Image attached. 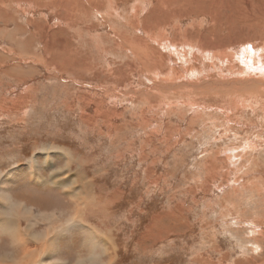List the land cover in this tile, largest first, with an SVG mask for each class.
<instances>
[{"label":"rangeland","instance_id":"obj_1","mask_svg":"<svg viewBox=\"0 0 264 264\" xmlns=\"http://www.w3.org/2000/svg\"><path fill=\"white\" fill-rule=\"evenodd\" d=\"M142 1L99 0L91 7L81 0L78 5L76 0H0V194L4 190L35 211V225L26 226L27 220H22L17 227L12 222L16 217L0 201V226L12 229L7 234L0 230V256L13 252L9 247L16 239L23 247L0 264H30L18 254L22 256L24 248L32 253L44 233L48 240L55 238V251L37 255L33 264H76L79 258L87 262L90 253L93 264H202L206 259L208 264H264V222L254 220L264 214V200L256 194L264 195V174L257 171H264V89L255 88L264 73L254 74L244 85L255 88L256 96L241 101L242 115L226 103L232 101L229 93L216 91L207 93L214 100L208 112L192 110L196 92L172 83L186 78L183 70L192 63L201 62V54L196 61L191 48H202L207 39L221 42L224 39L217 36L224 31L208 30L214 19L201 12L158 18L154 8L159 0ZM145 3L136 32L125 24L133 7L138 4L142 10ZM173 3L186 6L184 0ZM145 17L152 27L148 33ZM231 31L240 35L225 44L234 65L241 64L235 57L238 45L248 44L264 56V30L262 35L259 30ZM119 32L144 40L153 34L157 43L147 40L153 47L160 46V40L186 43L191 63L180 61L171 50L156 48L160 58L142 56L143 67ZM161 33L168 36L163 39ZM167 51L172 58L178 56L171 65L161 59ZM219 101L221 111L216 108ZM225 116L244 125H228ZM241 130L251 140L245 155L234 166H217L233 170L231 182L225 176L206 179L203 165L209 161L216 170L225 158L218 149L240 148L246 140ZM45 146L57 151L46 152ZM59 149L70 152L68 173L87 183L82 187L94 198L91 204L73 203L68 189L52 181L44 186L34 183L33 174L49 178L53 168L68 165L69 158ZM240 178V184L232 183ZM233 202L240 204V216H231ZM223 210L230 215L223 217ZM242 210L248 213L242 215ZM79 217L96 235L72 223ZM24 228L32 230V240L27 237L26 243L18 240H25ZM105 239L106 253L101 248ZM90 243L96 244L94 252ZM226 253L230 257L222 256Z\"/></svg>","mask_w":264,"mask_h":264},{"label":"bare ground","instance_id":"obj_2","mask_svg":"<svg viewBox=\"0 0 264 264\" xmlns=\"http://www.w3.org/2000/svg\"><path fill=\"white\" fill-rule=\"evenodd\" d=\"M3 1H5V0H3ZM79 1L80 0H76L75 5H78V3H80ZM81 1H87L86 4H89L91 7L95 6V4H97L96 1L99 2V0H81ZM100 1H104V0H100ZM109 1H113V0H109ZM136 1H138V0H136ZM173 1L174 0H159L158 6H156L154 8L155 10L158 11V18L160 16H162V15H166L168 18H170L172 16H176L178 14V12L179 13H185L187 15L192 14L193 12H201L202 14H206V15L212 16L213 19H214L213 22H212V24L208 28V30L215 31L214 29H219V30L224 31V32H222V34L220 36H217V37H220L221 39H224V40H221V42H217V41H214V40H208L207 39L206 45H202V48L200 46L199 47L198 46H195L196 49H194V47L191 48V51L194 53V58H195L196 61H199L198 56H199V53L201 54V57H202L201 62L192 63V66L190 68H186L185 70H183L185 72V74H186V78L184 77V78H182V80L175 82L176 85L179 86L181 84H184L185 87H186L184 89H192L193 91L196 92V94L193 96V100L191 101L192 103L190 105V107H191L192 110L198 108V112H202V113L205 112V111H207V110H210V108H211L210 105L212 103H214V100H211V95H207V93L210 94L211 91L212 92L213 91H216L217 94H220V93H229V95L232 97L231 98L232 101H229L228 100L229 102H226V103H228V106H231L233 109H237L238 112H239V114L242 113V107H244V104H242L241 101L243 99L244 100H247V99L249 100L250 98H252V96L255 97L256 96V94H255V90L256 89L255 88H258L260 90H263L264 89V80H261L260 81V85L258 87H255L254 89H252L250 87H244V85L246 83H248L249 81L254 80V76H256L258 74H263L264 73V60H263L264 59V56L261 55V54H259L258 51H257V49H254V48L252 49L251 47H249L248 44L243 45V46L238 45L237 46V50L235 51V57L241 62V64L234 65L233 64V61L229 59L228 51L225 48V44L227 45L230 40L240 37L239 33L238 34L233 33L231 31L232 29H236L237 30V28H241L242 30H249L250 32H253V33H256V34H258L259 32H260V35L263 34V30H264V11H263L264 10V0H241V3H242L241 6H239V2L237 0H233V2H232V0H184L185 1V4H186L185 8H183V6H181V5H178V4H180L179 1H177L178 4H174ZM113 3H115V0H114ZM138 6L139 5L137 4V5H135L133 7V15H132V17H130L128 19V21L125 24V25H128V27L130 26L131 28H133L136 32H138L140 30L139 28L141 26L140 21H139L141 18L139 17V14H140L141 11H143L146 8L147 3H145V5L142 8V10H139ZM79 9H80V7H78L77 10H79ZM114 9L115 8L112 7L111 10H114ZM225 9H227V10H225ZM121 17H123V16H121ZM225 19H227V20H225ZM144 21H145L144 28L147 30V33H148V31L151 30V28H152L149 25V21L150 20L148 19V17H145L144 18ZM226 21H227L226 24H222V22L225 23ZM152 25H154V23ZM156 25H157V23H156ZM258 30H259V32H258ZM132 33H133V31H132ZM207 33H208V31H207ZM124 34H121L120 33L119 36L127 44L130 43L131 46H129V47L127 46V47L131 50V53L135 57H137L136 55L139 54V59L137 60V62H139V64L142 65L143 67L145 65L144 64L145 63L144 58L145 59L146 58H154L156 60V57L157 58L159 57V53H157V51H154L156 48H157L156 50H159V49H163L164 51L171 50L173 52V54H176V55L179 56V60L180 61L184 62L185 61V58H186L187 61L190 62V60H189V54H191V53L188 52V51H186V48H184V45L186 43L185 44H181V45H177L176 43H178V42L172 43L170 40H160V41H158V43H160V46L153 47L147 41V40H149V41H152V42L154 41V43H157L156 37L152 36L153 34L152 35L149 34V37H147L148 36L147 35L146 36L147 37V40H144V39H142L141 37H138V36H134L133 38H129V37L125 36ZM161 34H163V33H161ZM161 34H160V37H162L163 39H164V37L166 38L168 36L167 34H163L161 36ZM253 35H255V34H253ZM206 36L207 35H204L202 37L206 38ZM120 37H118V38H120ZM181 39H179V40H181ZM154 43H153V45H154ZM128 48H125V49H128ZM180 48H182V50H179ZM132 49H134L135 51L132 50ZM140 50H143V52H145V55ZM245 50H246V52H245ZM150 51H152L151 54L149 53ZM134 52H136L137 54L134 53ZM244 52L246 53V56L245 57H242V54ZM183 53H185V54H183ZM140 56L141 57L144 56V58L142 57L143 58L142 59V58H140ZM178 56H176V57L173 56V58H172L171 52L170 51H167V53L163 57H161V59L168 60L167 63H169L171 65V62L175 58H178ZM183 56H184V60L182 58ZM214 59L217 60V61H214ZM163 62H166V61H163ZM155 63H157V62L154 61L153 64H155ZM159 65H161V64H159ZM201 73L203 75H201V77L199 78L198 75L201 74ZM254 74H256V75H254ZM181 77H183V76H181ZM154 78H155V76H154ZM157 78L159 79L158 76H157ZM192 78H195V80L194 81H190ZM260 93H263V92L261 91ZM214 99H216V98H214ZM221 101H219V102H221ZM221 105H222V102L220 103L219 106H217V107L215 106V107L216 108H219V110H220L221 107H222ZM240 115H242V114H240ZM200 117H201V115L197 116V118H194L195 120H193V121L196 122L197 119L200 118ZM220 120H222V119H220ZM225 120L228 122L227 123L228 125H232V123H233V125L235 124L237 126L244 125V124H241V122H240L239 119L237 121L236 120L234 121V120H231V118L229 116H225ZM219 124H221V123H219ZM244 127H249V126H244ZM192 130H193V127H192ZM246 130H241V131H243L242 132L243 134L245 133L244 134V137H245V135H247L246 134ZM245 138H246V140L241 144V147L239 146L240 148H238L237 150L236 149H222V148H220V149L217 150L218 153L220 152L222 155H224L222 157H225V158L223 160L220 159L221 161H220V163L218 162L219 165H216V168H217V166L219 168L220 167L222 168V166L225 167V165L226 166H228V165L234 166V164H235L234 162L241 161L242 156L245 155V150L250 147V143H251V140H249L248 137H245ZM254 146L255 145H253L251 147H254ZM44 148H45V151L46 152H48L50 150L57 151V149L54 148V147H52V146H49V147L45 146ZM59 151L63 152V155H65L67 158H69L68 159V165L65 166V167H63V168H59V169L57 168L55 170L53 168V165L52 166L49 165L50 166L49 168H51V167L53 168V170H51L52 173H51L50 177L48 178V177H45V176H43L41 174H37V175L36 174H33V178L32 179H33L34 183L36 182V183H38V185L40 184V186H44V183L52 181L54 184L61 185V186L65 187V189H68L69 193L72 194V196L74 198L73 201H72L73 203L75 202V204H79V205H82V204H84V205L85 204H91L92 201L94 200V198L92 196L87 197L84 194L85 191L83 189V187L84 188L87 187V183L86 182H82L81 183L80 182V179L73 178L71 176V174L68 173V171H69V160L71 158L70 152L69 151H66L64 149H59ZM47 155H46V158L48 157ZM72 157H74V156H72ZM206 159H208V158L206 157ZM212 159H214V158H212ZM47 161H49L48 158H47ZM210 162H211V164H214L215 161H212L211 160ZM257 162H259V161L257 160ZM31 163H32L31 164V167L32 166L34 167L35 161L31 160ZM203 167L207 171V177H206V179L207 178H213L215 176L216 177H218V176L224 177L225 176L226 177V181L227 182H231L230 177H231V174H233V170L231 168L228 169V170H226V171L219 170V168H217L215 170L214 165H212L210 167L209 161H207V166L203 165ZM260 168L261 167H259L257 171L259 173L264 174V171H262V169L260 170ZM226 169H227V167H226ZM65 177H67V178H65ZM58 178H59V180H58ZM241 179L242 178L236 179L232 183H234V185H238V184H240L239 182H240ZM78 183L81 184V185H79V188L78 187L75 188ZM251 185H253V184H251ZM247 186H249V185H247ZM247 186H245V187H247ZM240 187H242V186L240 185ZM78 190L80 191V195H79ZM236 190L238 192V188H236ZM249 191L251 193H253V195L255 194L253 192V190H250L249 189ZM256 192H258V193H256L257 194V197L258 198H261L260 200H264V195H262L260 191H256ZM263 192H264V189H263ZM231 193L232 192H230L229 194L231 195ZM75 195H77L78 197L75 198ZM254 196L256 197V195H254ZM13 199L14 198L12 196L11 197H8V193L6 191H4V190L0 194V201L2 200L1 201L2 203L1 204L4 205V203H5L6 204V206L4 205L5 208L7 210H10V212L12 211L11 214L14 217H16V218H14L15 220H12V222L17 227H20L21 226V221L22 220H24V221L27 220L26 221V226H30V224H34L31 221L32 220L31 218L34 216V212L35 211H33L32 209H29L30 207L29 208L27 207L28 204L26 202L23 203L20 200H17V199L16 200L15 199L13 200ZM223 199H225V198H223ZM227 202H226V204H227ZM234 202H233V204H236ZM21 204H24V206H22ZM95 205H97V204H95ZM223 205H224V201H223ZM227 205H229V204H227ZM230 205H231V203H230ZM236 205H238V206H236ZM236 205H234V206L231 205L232 206L231 208L233 209V212L231 213V216H232V214H235V213L238 216H240V214H241L240 204L237 203ZM262 205H263V203H262ZM228 209H229V207H228ZM71 211H72V209H71ZM223 211H224V214L221 211L222 212L221 214H222L223 217L230 215V213L228 214L229 211H227V210H223ZM231 211L232 210L230 209V212ZM263 211H264V209H263ZM247 213H248V211L246 212V210H242V215H245ZM262 213H264V212H262ZM1 214L2 213H0V217H1ZM255 214L258 215L257 213H255ZM253 215H254V213H253ZM8 216H10V215H8ZM18 216L20 218H19V220L17 222L16 219L18 218ZM249 216H250V219H252L251 218V216H252L251 213H249ZM252 217H254V216H252ZM46 218H47V216H46ZM254 220H255V223L257 221H260L261 223L264 222V214H262L261 216L259 214L258 216H256V218ZM12 222L10 220V222H9L10 225H11ZM76 222H78V224H80L82 227H84L83 229L86 228L87 229L86 232H88L89 229H90L92 231V232L90 231V233H92V234L94 233L93 235H96L95 234L96 232L94 231V229H91L90 226L84 225L82 223V221L80 222V217H79L78 220H75V219L72 220V223L73 224H75ZM25 228H24V239L25 240H22L20 238V236H19V239H18L19 241L21 240L23 243H26V240H28L27 237H29V239H31L30 238L31 236H30L29 233L32 230L30 232H28L29 230H27ZM0 230L4 231L3 233H5V234L9 233V231H12V229L10 227H1V226H0ZM17 232H18V230H17ZM46 235H47L46 233L40 234V236H39L40 239L39 240H40L41 244L40 245H37L36 247H34V250L32 249L33 250L32 253H28L27 251L29 249L24 248L25 251L22 252V256H21V254H18L20 256V258L22 259L21 260L22 262L29 261V262H31L30 264H33L34 263L33 259H36L37 258V255H42L44 253L45 254H48V255H53V253L55 251V249L53 248V245L55 244V241H54L55 238H50L48 240L49 237L46 236ZM88 235H91V234H88ZM34 237H36V236H34ZM16 240H14V241L11 242V239H10L11 246L9 248L11 250H13V252H9L11 254L17 252L18 248H22L23 249L22 246H18L15 243ZM88 241H89V239H88ZM107 245L109 246V244L107 243V239H105V241H103V245H101L102 246V252H104V253L108 252ZM40 247H43V248L46 247L44 249L45 252H44V250L42 251L43 248L39 249ZM89 248H90V250L92 252H94L95 249H94V247L93 248L90 247V244H89ZM34 253H35V255H34ZM11 254L8 255V253H6L3 256H0V261L6 262L9 258H11L13 256ZM90 255H89V258L87 259V262L82 257L83 259L80 260L81 258H79L78 261L76 262V264H93L94 263V256L93 255L94 254L92 255V253H90ZM60 260H62V259L56 260L55 262L56 263L61 262ZM19 262H20L19 260H16L14 262V264H21V262L20 263ZM240 262H243V264H244V262L247 263V261H245V260H241ZM250 262H252V261H250ZM208 263H209V260L208 259H206L205 261L202 260V264H208ZM220 263L221 262H219L218 264H220ZM43 264H47V263L44 261Z\"/></svg>","mask_w":264,"mask_h":264},{"label":"crops","instance_id":"obj_3","mask_svg":"<svg viewBox=\"0 0 264 264\" xmlns=\"http://www.w3.org/2000/svg\"><path fill=\"white\" fill-rule=\"evenodd\" d=\"M172 84H176V83H172ZM79 222V221H78ZM78 222H76L75 224H78ZM74 224V225H75ZM175 232V231H174ZM174 234H176V233H174ZM148 239V238H147ZM145 239H144V236H143V238H142V241H144ZM103 245V244H102ZM90 247H94V249L96 248V244H91L90 243ZM102 248V247H101ZM88 255H90V254H88ZM2 256V255H1ZM222 256L224 257V256H228V257H230V254L229 253H226V254H222Z\"/></svg>","mask_w":264,"mask_h":264}]
</instances>
